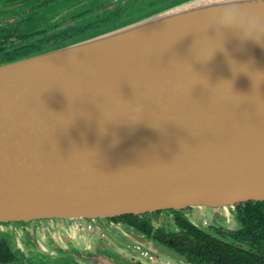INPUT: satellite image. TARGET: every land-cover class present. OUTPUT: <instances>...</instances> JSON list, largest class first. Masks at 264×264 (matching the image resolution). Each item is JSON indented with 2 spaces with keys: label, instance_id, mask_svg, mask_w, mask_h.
Here are the masks:
<instances>
[{
  "label": "water",
  "instance_id": "obj_1",
  "mask_svg": "<svg viewBox=\"0 0 264 264\" xmlns=\"http://www.w3.org/2000/svg\"><path fill=\"white\" fill-rule=\"evenodd\" d=\"M220 6L182 0L0 65V223L264 201V48ZM239 7L264 21V0Z\"/></svg>",
  "mask_w": 264,
  "mask_h": 264
},
{
  "label": "flooded vegetation",
  "instance_id": "obj_2",
  "mask_svg": "<svg viewBox=\"0 0 264 264\" xmlns=\"http://www.w3.org/2000/svg\"><path fill=\"white\" fill-rule=\"evenodd\" d=\"M172 1L0 0V65L141 19ZM246 203L264 201L0 223V264H264V220L242 218ZM154 245L181 258H161ZM73 247L99 262H80Z\"/></svg>",
  "mask_w": 264,
  "mask_h": 264
},
{
  "label": "clouds",
  "instance_id": "obj_3",
  "mask_svg": "<svg viewBox=\"0 0 264 264\" xmlns=\"http://www.w3.org/2000/svg\"><path fill=\"white\" fill-rule=\"evenodd\" d=\"M240 2L241 0H221V6L215 10L218 12L220 27L227 32L238 33L236 38L241 42V44H246L250 41L257 46L264 48V31L261 30L262 25H264V21H262L258 16H252L248 14L246 10L240 8ZM239 33H243V35H240ZM218 50L225 52L227 55V49L223 45H221ZM210 58L211 55L202 61L206 62ZM234 63L238 65H246L250 70L249 64L238 63L237 61L229 58V64L232 67V70ZM252 72L264 74V72L259 70ZM245 73L248 74V72ZM256 86L259 87V85Z\"/></svg>",
  "mask_w": 264,
  "mask_h": 264
},
{
  "label": "trees",
  "instance_id": "obj_4",
  "mask_svg": "<svg viewBox=\"0 0 264 264\" xmlns=\"http://www.w3.org/2000/svg\"><path fill=\"white\" fill-rule=\"evenodd\" d=\"M241 211V217L247 220V217H250V219L258 220V216L264 220V203H246L239 207Z\"/></svg>",
  "mask_w": 264,
  "mask_h": 264
},
{
  "label": "rangeland",
  "instance_id": "obj_5",
  "mask_svg": "<svg viewBox=\"0 0 264 264\" xmlns=\"http://www.w3.org/2000/svg\"><path fill=\"white\" fill-rule=\"evenodd\" d=\"M180 1H182V0H176V1H172V3H170V4H168V5H166V6H164V7H167V6H169V5H171V4H174V3H177V2H180ZM163 7V8H164ZM162 9V8H161ZM128 22H130V21H128ZM126 23V22H125ZM121 25V24H120ZM118 26V25H117ZM73 251H74V249H72ZM83 260V259H82Z\"/></svg>",
  "mask_w": 264,
  "mask_h": 264
}]
</instances>
